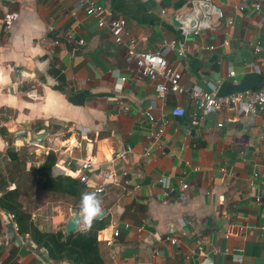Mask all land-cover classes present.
I'll list each match as a JSON object with an SVG mask.
<instances>
[{"label":"crops","instance_id":"crops-1","mask_svg":"<svg viewBox=\"0 0 264 264\" xmlns=\"http://www.w3.org/2000/svg\"><path fill=\"white\" fill-rule=\"evenodd\" d=\"M98 1L107 20H127L125 44L79 0H0V197L18 188L40 230L65 231L80 201L44 190L37 171L49 154L52 178L91 160L83 193L96 192L102 171H127L131 181L96 192L105 213L96 219L108 223L98 233L105 264H264V208L256 201L264 200V115L227 107L197 119L189 95L161 98L163 80L144 78L129 60L132 50L157 52L176 40L183 58L177 49L163 52L187 89L219 83L220 96L243 84L264 91V0ZM215 8L224 14L218 21ZM192 21L196 30L208 25L195 36ZM163 177H170L166 189ZM12 215L0 207L3 262L71 264L52 261L16 232Z\"/></svg>","mask_w":264,"mask_h":264},{"label":"built area","instance_id":"built-area-1","mask_svg":"<svg viewBox=\"0 0 264 264\" xmlns=\"http://www.w3.org/2000/svg\"><path fill=\"white\" fill-rule=\"evenodd\" d=\"M80 6L86 9V14L88 16L96 17L98 20L99 28H108L112 36L114 37L115 42L118 45L125 44V33L127 20L126 19H106V8L100 3L98 0H79ZM253 6L259 10L261 8V3H255ZM216 21L222 19L224 17L223 11L221 9L215 10ZM13 25L12 20H8L6 23L7 30L11 29ZM208 23L204 22L203 25L200 26L198 30L194 32L195 36L199 35V31L202 27L207 26ZM184 34L187 36L189 33L184 30ZM128 43L130 48L136 45V40L134 38H129ZM68 41L73 42L72 37L68 36ZM58 43V42H57ZM81 43H84V40H81ZM165 49H177V53L179 58H183L185 55V46L179 43L176 40L165 41L163 44V49L157 52L147 51V52H135L131 51V55L129 56V60L133 61L138 70L141 72L144 78L156 79L161 78L163 80L162 83H158L156 86V90L161 98H166L169 93L172 94H187L191 97L195 104V108L200 111L195 114V118L204 119L206 116H209L212 113L218 112L223 108L227 107H236L237 109L242 110L247 115L254 117L258 114L264 115V91L255 92L253 90H245L240 92H234L227 95H218V85L219 83H207L206 88L193 87L187 89L182 84V74L178 70V65H172L169 63L166 58L163 50ZM260 49L257 48V51ZM229 77L233 80V83L236 85L237 81L235 80V71L232 70L229 73ZM126 79L121 78L117 84L116 92H121L122 87L125 83ZM125 111L128 112L129 108H125ZM177 114H183V111L178 109ZM144 115L151 121L155 122L156 118L150 112H145ZM92 168L91 160L84 161L80 167L75 171L65 172L67 176H73L76 179H79L81 183L88 182V176L86 173ZM100 184L96 188V192L98 194H102L107 185L110 183L120 184L121 182L124 185L130 184V179L127 171H116V170H108L102 171L99 173ZM159 182L163 186V188H168L170 177L160 178ZM188 184H183V190L188 189ZM138 188V186H137ZM258 205L264 208V200L262 198L256 199ZM163 205H167L168 201L164 200L162 202ZM14 219V215H12ZM191 225V222H188ZM14 229L16 232H19V226L17 223L14 224ZM120 232L117 230L114 233V237H119ZM170 243L175 245L177 243L176 239H170ZM0 264H6L0 259ZM203 264H214L213 261L206 258Z\"/></svg>","mask_w":264,"mask_h":264},{"label":"trees","instance_id":"trees-1","mask_svg":"<svg viewBox=\"0 0 264 264\" xmlns=\"http://www.w3.org/2000/svg\"><path fill=\"white\" fill-rule=\"evenodd\" d=\"M13 161L17 158L14 153H9ZM56 163L54 154H49L37 173L44 179L43 189L62 195H68L76 199L78 203L83 193L84 186L80 180L70 176L51 177V170ZM20 190L5 191L0 197V207L14 214L19 231L29 235L36 245L44 249L54 262H68L71 264H105L100 253L98 233L105 229L107 221L95 219L88 230H83L71 235L65 231L43 232L33 222L32 216L18 201Z\"/></svg>","mask_w":264,"mask_h":264},{"label":"clouds","instance_id":"clouds-1","mask_svg":"<svg viewBox=\"0 0 264 264\" xmlns=\"http://www.w3.org/2000/svg\"><path fill=\"white\" fill-rule=\"evenodd\" d=\"M102 201L96 192H85L81 195L77 226L83 225L84 230L91 228L93 221L102 214Z\"/></svg>","mask_w":264,"mask_h":264},{"label":"water","instance_id":"water-1","mask_svg":"<svg viewBox=\"0 0 264 264\" xmlns=\"http://www.w3.org/2000/svg\"><path fill=\"white\" fill-rule=\"evenodd\" d=\"M215 9H218V8H215ZM175 25L176 26H181V24L177 23V22H175ZM190 25H191V31H195L196 28H197V22L192 21ZM248 87H249L248 85L243 84L242 86L239 85L236 88V90L237 91H245V90L249 89ZM250 87H252V86L250 85ZM78 213H79V210L76 209L75 212H74V215L67 222V225H66V228H65V232H66L67 235L74 234V233H76V232H78L80 230V225L77 226V223H76ZM104 214L105 213H102L100 216L97 217V219L102 218L104 216Z\"/></svg>","mask_w":264,"mask_h":264}]
</instances>
